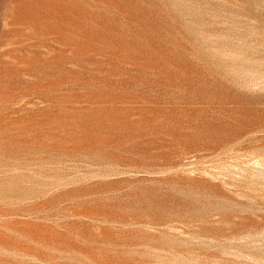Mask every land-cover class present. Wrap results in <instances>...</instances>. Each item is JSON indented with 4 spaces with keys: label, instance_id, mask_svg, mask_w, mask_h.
<instances>
[{
    "label": "rangeland",
    "instance_id": "rangeland-1",
    "mask_svg": "<svg viewBox=\"0 0 264 264\" xmlns=\"http://www.w3.org/2000/svg\"><path fill=\"white\" fill-rule=\"evenodd\" d=\"M0 264H264V0H0Z\"/></svg>",
    "mask_w": 264,
    "mask_h": 264
}]
</instances>
